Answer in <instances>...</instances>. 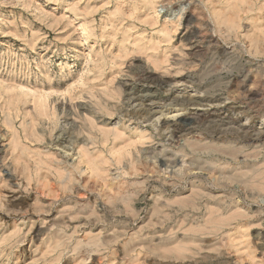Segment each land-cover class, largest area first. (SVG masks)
Returning <instances> with one entry per match:
<instances>
[{"label": "rangeland", "instance_id": "rangeland-1", "mask_svg": "<svg viewBox=\"0 0 264 264\" xmlns=\"http://www.w3.org/2000/svg\"><path fill=\"white\" fill-rule=\"evenodd\" d=\"M0 264H264V0H0Z\"/></svg>", "mask_w": 264, "mask_h": 264}]
</instances>
